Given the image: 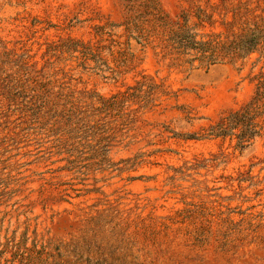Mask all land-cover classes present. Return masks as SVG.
<instances>
[{"label":"rangeland","instance_id":"obj_1","mask_svg":"<svg viewBox=\"0 0 264 264\" xmlns=\"http://www.w3.org/2000/svg\"><path fill=\"white\" fill-rule=\"evenodd\" d=\"M0 264H264V0H0Z\"/></svg>","mask_w":264,"mask_h":264},{"label":"trees","instance_id":"obj_2","mask_svg":"<svg viewBox=\"0 0 264 264\" xmlns=\"http://www.w3.org/2000/svg\"><path fill=\"white\" fill-rule=\"evenodd\" d=\"M219 135H224V132H222V134H219ZM243 139H245V138H243V137H239V141L241 142L240 144H241V147L243 148V146H242V143L244 142V141H241V140H243Z\"/></svg>","mask_w":264,"mask_h":264}]
</instances>
